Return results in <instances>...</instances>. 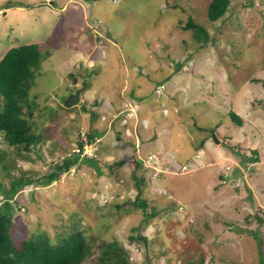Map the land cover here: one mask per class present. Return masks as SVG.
I'll list each match as a JSON object with an SVG mask.
<instances>
[{
	"label": "rangeland",
	"instance_id": "obj_1",
	"mask_svg": "<svg viewBox=\"0 0 264 264\" xmlns=\"http://www.w3.org/2000/svg\"><path fill=\"white\" fill-rule=\"evenodd\" d=\"M210 1L0 0V58L11 45L43 44L29 95L37 102L29 121L42 140L30 152H17L0 138V186L10 188L3 165L11 176L33 180L12 204L16 241L39 231L55 244L59 235L81 226L87 242L96 238L94 250L116 239L133 264H194L200 255L202 264L264 261V222L254 217L264 208V0H230L215 22L206 17ZM96 13L103 21L92 23ZM189 18L208 31L203 48L192 30L181 28ZM105 29L123 48V53H106L111 68L101 56L100 47H110ZM185 58L177 70L175 61ZM172 85L176 101L167 96ZM76 89L80 103L66 107ZM130 90L132 96L147 95L144 102L152 105L143 114L155 111L156 125L166 123L169 145L179 144L176 159L188 171L157 177L159 171L139 151L147 137L138 128L144 121L135 116V104L129 109ZM231 111L241 119L240 127L230 120ZM88 135L95 136L93 144H85ZM204 138L207 161L195 166L190 156ZM80 140L86 146L82 155L75 152ZM253 150L257 162L241 160L254 157ZM74 154L79 160L58 180L35 184ZM86 158L98 162L100 175ZM140 159L143 165L136 167ZM137 178L144 182L140 194L146 210H162L150 221L143 222L140 207L125 205L136 197ZM140 230L146 246L128 239Z\"/></svg>",
	"mask_w": 264,
	"mask_h": 264
},
{
	"label": "trees",
	"instance_id": "obj_2",
	"mask_svg": "<svg viewBox=\"0 0 264 264\" xmlns=\"http://www.w3.org/2000/svg\"><path fill=\"white\" fill-rule=\"evenodd\" d=\"M229 5L230 0H211L206 8L207 19L211 22L221 19L228 10ZM181 28L183 30H192V37L199 44L198 48H203L210 39L205 27L190 18ZM87 30L88 34L92 36L90 30ZM42 45L41 43L11 45L0 58V138H2V142L6 146L16 148L17 152H30L42 140L41 135L36 132L35 127L29 121V117L32 114V105L36 106L37 104L35 99L30 101L29 95L32 87H36L34 85L35 78L39 73L40 60L43 57L40 52ZM188 59L181 60V63H179L180 61H175L177 70L181 71L184 66H182V63L184 64L185 60ZM70 76L72 77L71 74ZM73 79L76 80V77H73ZM228 116L236 126L240 127L242 125L241 119L233 111L229 112ZM93 141H95L94 135L86 137L87 144H93ZM83 142L80 140L78 149L75 150L80 155H82ZM252 154H254V157L240 155L242 157L241 160L257 162L256 150H253ZM74 155V157L69 155V157L63 158L61 163L54 165L50 172L34 181L35 184L47 186L51 182L58 180L61 174L66 173L79 160L78 155ZM2 158L3 154L0 153V161ZM85 162L90 164L99 175L101 174L97 161L86 158ZM141 162V160L135 161V166L141 167L143 165ZM121 163L119 161L118 164ZM173 164L169 169L175 168L179 171L183 165H187L181 163ZM155 165L158 166L156 162ZM3 166L7 173L6 175L10 179V188L5 190L0 186V192L3 194L2 201H0V264H84L91 257L95 258L90 264H133L123 244L118 243L116 239L102 241L100 248L97 251L94 250L93 245L96 238L93 237L90 242H87L86 231L81 226L73 228L74 230L70 234L59 235L55 244H51L50 238L39 231L35 234L33 233L32 237L30 235L28 238L16 241L12 236L15 228L12 220L14 197L26 185L33 183V180L11 176L8 173V168L5 165ZM144 168L149 169L146 166ZM159 174H164V172H159L157 177ZM142 181V178L135 180L136 197L134 201H127L125 205L140 207L143 210V222H146L156 217L162 210L153 209V207L150 208V211L146 210L147 203L145 199L141 198L140 194L141 184L144 183ZM260 210L261 208L254 215L258 224L264 222V209H262V214L258 213ZM141 225L143 224L140 223L139 226ZM139 226L136 227L137 230ZM143 227H140V229L142 230ZM237 228L240 229L239 227ZM141 230L136 237L131 235L128 239L138 243L142 241L143 245L146 246V236L141 235ZM253 235L259 245L260 237L257 239L255 234ZM194 264H202L201 255L200 259L195 261ZM260 264H264L262 258H260Z\"/></svg>",
	"mask_w": 264,
	"mask_h": 264
},
{
	"label": "crops",
	"instance_id": "obj_3",
	"mask_svg": "<svg viewBox=\"0 0 264 264\" xmlns=\"http://www.w3.org/2000/svg\"><path fill=\"white\" fill-rule=\"evenodd\" d=\"M93 12H95V9L93 10ZM93 18L94 19H93L92 23H94L95 18H98L96 20H102L103 21V17H100L99 13H96V15ZM105 30L107 32L106 35L108 34L109 37H104V38L106 39V41L110 42V47H108V48H106V46H103V48L100 47V46L99 47L102 50L101 53H103V54H101V56L103 58H106V59L102 60V61L105 62V64H103V65L104 66L107 65L109 68H111L112 64L114 62L111 63L112 62V57L108 58L106 53H123V48H122V45L119 43V41L117 39H115L114 35L112 34L113 36H110V31L108 29H105ZM97 53H99V51ZM80 55L82 56V54H80ZM98 55L100 56V54H98ZM124 66H126V65L123 64V66H122L123 69H124ZM123 73H125V72H122V75H123ZM105 77H107V76L105 75ZM107 78L109 79V77H107ZM162 83H163V81L160 82V83L151 82V84L154 85V86L155 85H161ZM171 87H172L171 90H173V91H170V93H168L167 96H168V98L171 97L172 100L176 101L174 99V95H172L171 93L172 92H177L178 91V90H176L177 87L175 86L176 88H174V85H172ZM129 92H130L129 97L130 98L132 97L131 98L132 102L130 104V108L129 109L130 110L132 109V103H134L135 105H133L134 106V110L133 111H135L134 112L135 116H138L141 120L144 121L143 125L139 123L138 128L139 127L142 128V130L146 132V137H147V139L142 142L143 144L141 143V147H139V151L143 154V156H145V158H147L149 155L153 156L155 158L156 163L159 166V169H163V168L164 169H169L170 166L174 165L173 163H179L180 160L176 159L177 158V153L176 152H177V149L180 148V146L175 140H174V142L171 145H169V141H170L169 139L172 136V134H170V133L168 134V131H170V130H168L169 127L166 126V123L163 120H160L159 125L157 124L158 126L156 125V122L160 118H156L155 111L147 112L146 114H143V110L145 109V106L147 104H148L147 106H151L152 105L150 102H144V99H146L147 95L140 96L139 94H133V96H132V91L130 90ZM167 100H170V99H167ZM163 102H165V101H163ZM101 104H105V103L104 102H100V103L96 102V105H101ZM106 110H109V108H107ZM129 114H132V111ZM161 115H163V114H161ZM163 117H165V116H163ZM166 121H168V120H166ZM129 123L132 124V117L130 118ZM144 125H146V126H144ZM141 126H144V127H141ZM153 127H154V129H153ZM222 129H224V126L222 127ZM142 139H144L143 136H142ZM207 140L208 139H206V138H204L203 140H200L198 146H200L201 150L198 149L197 151L193 152V154H191V156H190V158L193 159L197 155L196 153H200L202 151V153H200L201 157L196 159V163L197 164L201 165L205 161H207L206 160L207 156L204 155L203 150L201 148L203 146V142H206V144H207ZM217 150H218L217 148L213 149L214 152H217ZM165 151H168V152L166 153ZM134 154L135 153H133L132 156H134ZM132 159L134 160V158H132ZM219 161H222L221 160V156H220ZM148 163H150V162H148ZM181 164H185V163L181 162ZM197 164L195 166H197Z\"/></svg>",
	"mask_w": 264,
	"mask_h": 264
},
{
	"label": "clouds",
	"instance_id": "obj_4",
	"mask_svg": "<svg viewBox=\"0 0 264 264\" xmlns=\"http://www.w3.org/2000/svg\"><path fill=\"white\" fill-rule=\"evenodd\" d=\"M189 62V61H188ZM185 70H186V68H185ZM184 71V70H183ZM76 90H79V89H76ZM80 91V90H79ZM75 92V91H74ZM72 93V92H71ZM73 94V93H72ZM78 102L80 103V93H79V100H78ZM77 102V103H78ZM86 140V139H85ZM85 144L86 145H88L87 143H86V141H85ZM84 144V145H85ZM84 148V150L86 149V146H84L83 147ZM81 151H82V149H81ZM84 154H86V152L84 153ZM197 156V155H196ZM194 157L192 160H193V162L194 163H196V159H198V156L197 157ZM146 160H147V162H150V163H152V168L156 171V170H158L159 172H161V171H163L164 172V174H166V173H170V174H173V173H178V170L177 169H175V168H173V169H168L167 171H164V170H162V169H159V167L157 166V165H155V158L153 157V156H151V155H149L147 158H146ZM149 163V164H150ZM197 164V163H196ZM146 166V165H145ZM188 166V165H187ZM147 168H150L148 165L146 166ZM175 171V172H174ZM192 171V170H191ZM156 173V172H155ZM157 174V173H156ZM223 178V177H222ZM221 179V178H220ZM159 193L160 194H162V191H159ZM163 194H164V192H163Z\"/></svg>",
	"mask_w": 264,
	"mask_h": 264
},
{
	"label": "water",
	"instance_id": "obj_5",
	"mask_svg": "<svg viewBox=\"0 0 264 264\" xmlns=\"http://www.w3.org/2000/svg\"><path fill=\"white\" fill-rule=\"evenodd\" d=\"M79 90H76L73 94L71 93V95L65 100L64 105L66 107H70L72 105H74L75 103L78 102L79 100ZM216 142H218V140L215 139Z\"/></svg>",
	"mask_w": 264,
	"mask_h": 264
},
{
	"label": "built area",
	"instance_id": "obj_6",
	"mask_svg": "<svg viewBox=\"0 0 264 264\" xmlns=\"http://www.w3.org/2000/svg\"><path fill=\"white\" fill-rule=\"evenodd\" d=\"M197 157V156H196ZM188 166L187 165H183L180 169V171L178 170V172H185V171H188ZM225 174V173H224ZM227 174V173H226ZM224 177V176H223Z\"/></svg>",
	"mask_w": 264,
	"mask_h": 264
},
{
	"label": "bare ground",
	"instance_id": "obj_7",
	"mask_svg": "<svg viewBox=\"0 0 264 264\" xmlns=\"http://www.w3.org/2000/svg\"><path fill=\"white\" fill-rule=\"evenodd\" d=\"M88 155V154H87Z\"/></svg>",
	"mask_w": 264,
	"mask_h": 264
}]
</instances>
